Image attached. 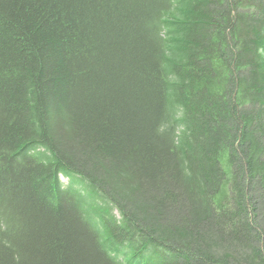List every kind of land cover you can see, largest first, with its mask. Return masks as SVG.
Returning <instances> with one entry per match:
<instances>
[{"label":"trees","instance_id":"trees-1","mask_svg":"<svg viewBox=\"0 0 264 264\" xmlns=\"http://www.w3.org/2000/svg\"><path fill=\"white\" fill-rule=\"evenodd\" d=\"M0 264H264V0H0Z\"/></svg>","mask_w":264,"mask_h":264},{"label":"rangeland","instance_id":"rangeland-1","mask_svg":"<svg viewBox=\"0 0 264 264\" xmlns=\"http://www.w3.org/2000/svg\"><path fill=\"white\" fill-rule=\"evenodd\" d=\"M61 180H62V182H63L64 185H67L68 184V180L66 178H63L62 177Z\"/></svg>","mask_w":264,"mask_h":264}]
</instances>
